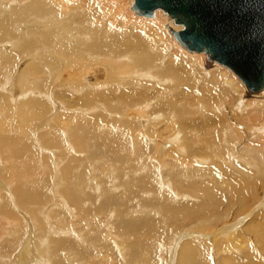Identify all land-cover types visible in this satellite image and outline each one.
<instances>
[{
    "label": "bare ground",
    "instance_id": "bare-ground-1",
    "mask_svg": "<svg viewBox=\"0 0 264 264\" xmlns=\"http://www.w3.org/2000/svg\"><path fill=\"white\" fill-rule=\"evenodd\" d=\"M129 1L0 0V192H8L0 193V264L88 263L90 256L86 251L80 252L84 245L80 242L83 236L87 239L91 234L82 235L84 233L81 231L82 236H79L68 229L61 230L62 235L54 237L53 230L69 220L59 216L62 217L65 211L68 216L88 222L94 213L105 216L108 209L116 206L114 212L109 213L108 220H104L106 232L102 233V237L109 236L115 234L111 218L116 216L122 223L127 204L136 201L134 195L140 203L143 201L144 207L138 209L148 215L146 218L150 223L149 215L162 212L166 217V212L160 208L163 204L173 209L170 217L177 219L179 223L174 221L177 226L182 220H198L199 216L195 214L199 210L204 217L203 225L214 221H218V225L228 219L231 223L224 221L226 224H222L210 239L216 242L227 235L226 245L231 241L229 235L241 238L240 231L246 225V220L251 218V230L246 232L253 235L255 246L264 255V223L261 217L264 215V100H261L264 90L253 94L252 98L255 99H245L246 86L230 70L216 62L213 69H203L207 56L203 52H189L177 43L171 30L179 31L181 26L174 25L160 9L154 12L153 17L141 16L132 10L133 0ZM127 10L134 17L127 14ZM171 36L180 47L172 42ZM3 47L12 50L7 52ZM177 48L187 52L185 54L181 50L185 56ZM179 81L186 83L184 90H189L187 94L193 92L190 89L194 82L202 81L203 87L194 100L186 104L183 102L184 94L174 91ZM131 87L137 90L155 88L154 96L145 102L131 101L126 108L120 109L119 114H113V105L118 106L119 102L112 105L110 97L117 96L120 88ZM231 104H235L233 108L229 107ZM77 106L85 110L74 109ZM235 111L241 114L238 116ZM23 115L30 117L23 120ZM111 116L113 120L108 119L109 123L103 121ZM194 116L209 119L214 116L225 124L218 142L212 141L214 137L211 136L201 145L202 136L191 127L190 120ZM234 117L244 119L246 127H242ZM91 121L93 131L100 137L96 139L84 132L94 140L93 145H88L83 141L85 138L80 141L77 134L83 131L81 123L85 125ZM131 123L136 127L132 131L125 130L124 124ZM160 124H165L167 127L164 131L171 133L166 138L171 140V146L165 140H159L156 134L149 133L150 127ZM13 133L15 136H11ZM110 141L113 143L109 144ZM144 143L149 147L147 152L142 150ZM112 145L120 146L121 153L129 157L125 162L128 170L124 178L123 171L117 165L111 167L108 158L95 160L98 154H107ZM203 149L208 151L202 152ZM30 156L36 158L31 159L32 163L23 161ZM95 163L101 164L97 166ZM93 164V174H87L91 171L88 169L86 172V166ZM22 175L27 179L24 183ZM203 179L209 183L206 188H203ZM129 180L134 184L133 188L128 187ZM217 181L227 183L224 191L231 201L219 199L216 205L220 211L224 208L223 212L210 216L198 194L200 190L209 193L212 190L209 186L220 184ZM25 184H29V188ZM51 185L59 199L53 202L57 209L53 208L55 210L42 216L41 207H45L48 191H52ZM9 190L14 192V198L9 196ZM216 192L223 197L221 192ZM107 193L112 195L110 206L92 204L108 197ZM156 198L158 201L154 200ZM179 198L200 202L175 206ZM259 199L261 202L253 207L252 204L255 205ZM245 206L251 207L252 211L245 212L247 215L243 218H237L235 207ZM181 213H185V217H178ZM135 214L134 208H131L126 217L133 218ZM46 216L55 222H50ZM257 216L260 218L258 223L254 221ZM128 221L120 225L122 234L128 235L126 239L119 236L118 239L107 237L101 241L99 236L95 237L107 252L114 245L119 254L124 252L127 257L131 255L135 244L130 234L139 232L141 227L137 230V226H143V223ZM164 221L156 224L152 221L150 228L144 223L145 229H162V224H166L168 219ZM26 227L29 229L27 238L19 249ZM33 228L37 232L32 234ZM173 232L167 233V245L175 240L173 245L177 246H173L176 251L171 264L177 261L176 264L194 263L196 258L192 257L191 249L177 252L182 240L175 230ZM162 233L165 234L166 230L158 234ZM142 236L139 234L141 238L148 237ZM145 239L148 241L142 242H145L146 248L153 253L155 249L158 250L155 256L164 255L163 239L154 236ZM195 244L201 245L198 242ZM217 246L220 244L217 243ZM242 246L243 249L247 246L245 241ZM90 248L95 249L93 242ZM99 248L101 251L102 248ZM225 249L227 252L233 250L234 254L239 251L230 246H225ZM65 250L74 253L62 255ZM219 250L226 252L224 248ZM149 252L138 253L134 264H156L151 256L148 259V254H153ZM185 253H190L192 258L188 260ZM234 254L230 259L232 263L235 262ZM40 255L45 260H40ZM128 260L132 264L130 257ZM199 262L212 264L207 258ZM229 263L228 257H223L222 264Z\"/></svg>",
    "mask_w": 264,
    "mask_h": 264
},
{
    "label": "rangeland",
    "instance_id": "rangeland-1",
    "mask_svg": "<svg viewBox=\"0 0 264 264\" xmlns=\"http://www.w3.org/2000/svg\"><path fill=\"white\" fill-rule=\"evenodd\" d=\"M117 2H123L124 0H116ZM129 1V0H128ZM130 2V1H129ZM160 12V14H161V11H159ZM126 13L127 14H129V15H131V16H133L132 15V13H130L129 12V10H127L126 11ZM161 16H162V14H161ZM134 17V16H133ZM164 17V16H163ZM166 18V17H165ZM166 21H167V19H166ZM166 32L168 33V34H170L169 33V31H167L166 30ZM170 36V35H169ZM171 38V40H173L172 42H174L175 43V45H177L178 47H180L176 42H175V40L172 38V36L170 37ZM162 41V40H161ZM11 42H13V41H11ZM11 42H7V44H12ZM173 43V44H174ZM6 44V45H7ZM174 45V46H175ZM13 46V45H12ZM178 49V48H177ZM3 50H5V51H7V50H10V48H8V47H3ZM12 50V49H11ZM10 50V51H11ZM179 50V49H178ZM182 51H183V49H181ZM181 50H179V52H180V54L181 55H183V56H185L182 52H181ZM7 52H9V51H7ZM184 53H185V51H183ZM187 53V52H186ZM185 53V54H186ZM201 58V57H200ZM201 60H202V58H201ZM98 61H100V59L98 60ZM97 61V62H98ZM203 62V61H202ZM90 63V62H89ZM89 63H84V64H89ZM92 63H95V62H92ZM213 63H215V62H212V63H210V62H207L206 61V65H204V63H203V69H213V67H214V65L215 64H213ZM205 67V68H204ZM205 69V70H206ZM224 69V68H223ZM226 70V69H225ZM229 71V70H228ZM230 72V71H229ZM228 72V73H229ZM229 74H231V73H229ZM232 75V74H231ZM233 76V75H232ZM234 77V76H233ZM185 85H186V83H183V82H181V81H179V82H177L176 84H175V86H174V88H175V90L174 91H176V92H179V93H181V94H184V100H183V102L184 103H189V102H191V101H193L194 100V98L196 97V95H197V93L201 90V88L203 87V83H202V81H197V82H194V85L192 86V88L190 89V90H192L193 92L191 93V94H187L186 93V91H189V90H184V87H185ZM13 88H14V86H13ZM120 93L117 95V96H111L110 97V103L113 105V103L114 102H119V105L118 106H114L113 105V114H119V112H120V109H124V108H126L125 106L126 105H128L129 104V102H131V101H140V102H145V101H148V100H150L151 98H153V96H154V92H155V88L154 89H148V90H137L135 87H131V88H120ZM248 96H247V95ZM253 94H256V93H253V92H250V91H247L246 90V93H245V91H244V97H245V99H247V100H249V99H255V98H252L253 97ZM261 100H264V97L263 98H261ZM63 105H65V106H67L65 103H63V102H61ZM233 104V103H232ZM230 105L229 107L230 108H233L234 107V105ZM229 108V109H230ZM74 109H79V110H85V109H83V108H79L78 106L76 107V108H74ZM127 110H130V108H127ZM235 113L236 114H238V116L241 114V113H238L237 111H235ZM74 115H76V114H74ZM127 116L129 117L130 115L129 114H127ZM30 116H24L23 115V117H22V119L23 120H25V118H29ZM210 118L211 119H209V118H201V117H199V116H194V117H192L191 118V127L192 128H194L195 130H197L198 132H199V134L202 136V138H201V145L205 142L204 140L205 139H207V138H209V137H211V136H213L214 137V139L212 140V141H214L215 143L216 142H218V140H219V138H220V136H221V134L223 133V131L225 130V124H223L222 122H219L218 120H216L215 118H214V116H210ZM235 119H237L239 122H240V124H241V126L242 127H246L245 126V121H244V119H240V118H237V117H234ZM110 121H112L113 119H112V116H111V118H107V120H103L105 123H109V120ZM19 120V119H18ZM115 120V122H119L118 120H116V119H114ZM20 121V120H19ZM97 123H99V122H97ZM18 124H19V122H18ZM125 125V130H133L135 127H136V125H134L133 123H131L130 125H127V124H124ZM86 126V127H85ZM89 126V127H88ZM81 127H82V129H81V131H82V133L80 132V133H78L77 134V132L78 131H76V134L78 135H75V136H77L78 138H80V141H82L81 140V138H85L83 141H86V144H91V145H93V143H94V140L92 141V138H88L87 137V135L86 134H89V135H91V136H95L96 137V139H98L99 137H100V135L99 134H95V132L93 131V129H92V121H91V123L90 122H88V123H85V125H84V123L82 124L81 123ZM167 126L165 125V124H160L158 127H150L149 128V133L150 134H156L157 136H158V138H159V140H165L166 141V143L167 144H169V146H171L170 144H171V140H168V139H166L169 135H171V133L169 132V131H164V129L166 128ZM84 128H85V131H84ZM179 127H177V129H178ZM89 129V130H88ZM86 134H85V133ZM176 132V131H175ZM11 136H15V134L13 133V134H11ZM85 136V137H84ZM76 138V137H75ZM78 138H76L78 141H79V139ZM33 139H34V136H33ZM88 140V141H87ZM29 141V140H28ZM212 141H210V142H212ZM111 143H113V142H111L110 141V143L109 144H111ZM129 149V148H128ZM127 149V150H128ZM96 150V148H94V151ZM127 150H126V152L125 153H127ZM142 150L144 151V152H147L148 150H149V147H146V144L144 143V146L142 147ZM204 151H208V150H205V149H203V151L202 152H204ZM45 153H47L46 152V150L44 151ZM42 153V154H45V153ZM97 152V151H96ZM152 152V151H151ZM154 152V151H153ZM124 153V154H125ZM153 154V153H152ZM28 155H29V153H28ZM143 152L141 153V157L143 158ZM39 156H41V154H40V152H39ZM98 158V159H97ZM97 158L95 159V160H106L107 158L109 159V161H110V165H111V167H113V166H115V165H117V166H119V168L123 171V175H122V178H124V176H125V173L127 172V170H128V167L127 166H125V162H126V159L127 158H129L128 157V155H123L122 153H121V148H120V146H115V145H112L111 147H110V149H109V151H108V153L107 154H105V153H100V154H98L97 155ZM31 159H36V158H34V157H32L31 158V156L30 157H26L23 161H28V163H32L31 162ZM91 161H92V159H91ZM90 162V161H89ZM92 163V162H91ZM34 164V163H33ZM97 166H99L101 163H95ZM4 165H5V167L7 166V164L6 163H4ZM40 167V166H39ZM92 167H94V164L90 167L89 165H87L86 166V172H87V170L89 169L90 171H91V173H88L87 172V174H93V168ZM23 176V175H22ZM109 177H112L113 178V176L111 175H109ZM25 177L23 176L22 177V182L24 183L25 181H27V179L25 180L24 179ZM91 178V177H90ZM231 178H233V175L231 176ZM106 182H107V180H105ZM202 181H205L204 183H203V188H206V187H208V185L207 184H209V183H206V179H203V180H201V182ZM217 182H219V181H217ZM220 184H222V185H220V184H216V185H212V186H209V188L210 189H212L209 193L211 194H209L207 191H205V190H200V192H199V194H198V197L206 204V206H205V209H208L209 211H208V215H210V216H217V214L218 213H222L223 212V210H224V208H222V210L220 211V208L216 205V202L219 200V199H221V198H223V199H226V200H230L231 201V199L229 198V196H228V193H226L225 191H224V189L227 187V183H225L224 181H222V183L221 182H219ZM127 184L129 185L128 187L129 188H133L132 186H134V184H132V182L130 183V180L127 182ZM138 184V183H137ZM137 184H135V185H137ZM131 186V187H130ZM140 186H142L143 187V184H141ZM25 187L26 188H29V184H28V186L25 184ZM22 188H24L23 186H22ZM144 188V187H143ZM142 188V189H143ZM25 189V188H24ZM24 189H22V190H24ZM50 190H52V185H51V187H50ZM215 190V191H214ZM43 191H44V187H43ZM54 190H52V191H48V195H47V197H49L48 198V200H47V204L45 203V201H44V205H45V207L44 208H42L41 207V210H42V216H45L47 213H49L51 210H55V209H57V208H55V206H54V203L53 202H56V201H59V199L56 197V195H55V193L53 192ZM137 191V190H136ZM136 191H134V192H136ZM216 191H219V192H221L222 193V196L223 197H219L218 196V194H217V192ZM5 191H1L0 193H4ZM140 192V191H139ZM141 192H145V190H141ZM12 193V194H11ZM13 191H10L9 190V196L10 197H15V195H13ZM50 193V194H49ZM5 194H8V192L6 193L5 192ZM51 195V196H50ZM107 195H109L108 197H105V198H102V199H99L98 201H96V202H94V203H92V204H102V205H104V206H110V203H112L111 202V199H110V197H112V195H111V193H107ZM246 195H247V193H245V197H246ZM55 196V197H54ZM53 197V198H52ZM134 197V200H136V201H134L133 202V204H131V205H129V204H127V208H125V210H126V216H127V214L129 213V211L131 210V208H134V210H135V213H137V214H135L134 215V217L133 218H127L126 216L123 218V221H122V223H121V221H118L117 219H116V216H115V218H111V225H112V222H113V231L115 232V234H112V235H109V236H104V237H102L104 234H102L103 232H106L105 230H104V228L106 227V224H105V221H106V219L108 220V218H109V216H110V212L111 211H113L114 212V208H116V206H113L111 209H108L107 210V212L105 213V216H100L98 213H94L93 214V218H91V221L89 220L88 222H87V220L85 219H80V218H74V217H72V216H68L66 213H64L65 211H63V215H62V217L61 216H59V218H64V217H66L67 219H69L68 221H66V222H64V223H60L61 225H59V226H57L56 228L57 229H55V230H53V231H55L54 232V234H53V236L54 237H58V234L59 235H62V231L63 230H68V229H72V231H74V233L76 234V235H81L82 234V232L84 233V234H82V235H85V234H87V233H90L91 235H89V237L87 238V239H85L84 238V236H83V238H82V242H80L81 243V245L84 243V245H83V247H81V249H80V252H84V251H86L88 254H89V256H90V261L88 262V263H86V264H129V260H128V258L130 257V259H131V262H132V264H134V261H135V259H136V256L138 255V253H139V255H140V253L141 252H147L148 250L150 251L149 253H153L152 252V250H150L149 248H146L147 246H144L145 244V242H142V241H144V240H147V239H145V238H149V236H154V238H156V239H159V240H162L163 239V244H164V246H165V253H164V255L163 254H159V255H157V256H155L154 255V253L156 252L157 253V249H155V252L153 253V254H148V259H150V258H153V259H155V263L156 264H171V259H172V256L174 255V252L176 251V249H173V246H176V245H173L174 243H175V240H173V243L172 244H170L169 243V245H167L168 244V242H169V236H167V233H171V232H173L174 230H175V232H177L178 233V235H177V237L178 238H181V240H182V244L181 245H179L180 247H178V253L179 252H184L185 250H187V249H191L192 251H191V255H192V257L193 258H196V259H194V263H190V264H202V263H200L199 261L200 260H204V258H207V260L210 262V263H212V264H222V259H223V257H228V262H230L231 264H234L235 262H236V264L238 263V264H240L239 262H242V264H264V255H262L260 252H259V250L257 249V247L255 246V239H254V237H253V235L251 234V233H247L246 231H250L251 230V225H252V223L250 224V219L251 218H249V219H247L246 220V225H244L243 227H242V230L240 231V232H242V235H240L241 236V238H234V236L232 235H229L228 237H231L230 238V242H229V245H226L227 244V241H225L226 240V237H227V235L225 236V235H223V234H221L220 236H222V237H220L219 238V240H217L216 242H211L210 241V239L213 237V234H214V232L222 225V224H226V223H228L229 221H228V219H225V220H222L218 225H217V222L218 221H214V223L212 222L211 224H209V225H203L202 224V220L204 219V217L202 216V213H200L199 211L198 212H196V214H195V216L198 214V220H196V221H188V220H182L181 222H180V225H178L177 226V224H174V221H177V219H172V217H170L171 216V214L170 213H172V211L171 210H173V209H169L168 208V205H166V204H163V205H161V209H162V211L164 212H166V217H164L163 216V213L162 212H160V214H155V216L154 215H149V218H150V221H151V223H152V221H153V223H161V220L162 221H164V219L166 220V219H168V221H166L167 223L166 224H162V229H160L159 227L157 228V226L155 227V228H157L156 229V231H152V229H151V231H149V229H145L146 228V224H147V227H151V223L149 222V219H147L146 218V216H148L147 214H144V212L143 211H140L138 208L140 207V206H142V208L144 207V205L142 204L143 203V201H141V203L137 200L138 198L136 197V195H134L133 196ZM256 197V196H255ZM264 197V196H263ZM51 198V199H50ZM115 197L113 196V199H114ZM261 199V198H260ZM258 200L256 203H255V205H253L252 204V206L254 207H257V205L259 204V202H261V200ZM142 200H145V199H142ZM155 201H158V199L156 198V199H154ZM137 201H138V203H137ZM151 201H153V200H151ZM193 202H195V203H199L200 201L199 200H193V199H191V198H187V199H180L179 198V201H177L176 203H174L175 204V206H180V205H183V204H189V203H193ZM70 203V202H69ZM136 203V204H135ZM56 204H59V203H56ZM62 204H63V202H62ZM230 204V203H229ZM238 204V203H237ZM236 204V205H237ZM49 205V206H48ZM157 204H155V207H158L159 208V206L157 205ZM135 206V207H134ZM153 206V205H152ZM231 206V205H230ZM53 208H55V209H53ZM246 208V209H245ZM251 207H235V210H234V214H235V216L238 218V217H241V218H243L245 215H247L246 213L247 212H251L252 211V209H250ZM155 209H157V208H155ZM166 209H169V210H166ZM242 209H245V210H243L242 211ZM60 210H62V209H60ZM241 210V211H240ZM109 211V212H108ZM170 211V212H169ZM139 212V213H138ZM246 212V213H245ZM256 213V212H255ZM255 213L253 214L254 216H255ZM185 215V213H181V214H178V217H185L184 215ZM241 215V216H240ZM257 215V214H256ZM108 216V217H107ZM151 216V217H150ZM169 218H168V217ZM231 216V215H230ZM259 216H261V215H259ZM30 217V216H29ZM70 217V218H69ZM261 217H263V222L262 223H264V215L262 214V216ZM47 220H49L50 218L48 217V216H46L45 217ZM135 218V219H134ZM151 218L152 219H154V220H156V221H154V220H151ZM157 218H159V219H157ZM174 218V217H173ZM236 218V219H237ZM30 219V218H29ZM75 219V220H74ZM113 219H114V221H113ZM259 219L260 218H258V216L256 217V219H254V221L255 220H257L256 222L258 223L259 222ZM51 220V219H50ZM49 220V221H50ZM73 220V221H72ZM105 220V221H104ZM116 220V221H115ZM129 220V221H128ZM130 220L132 221L133 220V222H135V223H137V224H139V223H141L140 221H142V223H143V226L141 225V226H137V230H139L140 229V227H141V229L139 230V232L137 231V233H135V232H133L132 234H130L131 235V237H132V243L134 242V252L132 251V253H130L131 255H129V257H127V255H124L125 253L123 252V253H120L119 254V252L114 248V245L113 246H111V244L109 243V245L112 247V249H110V250H108V252H107V250L106 249H104L103 247H102V243H100V242H98L97 240H96V238L98 237L101 241L102 240H104V239H107V237L109 238V239H118V237L120 236L121 238H124V239H126V237L128 236H124V234H122L123 232L121 231V228H122V226L128 221V222H130ZM135 220V221H134ZM136 220H137V222H136ZM146 220L148 221V223L146 222ZM2 220H0V222H1ZM23 221L25 222L26 220L23 218ZM30 221V224H31V226H32V221H31V219L29 220ZM172 221V222H171ZM226 222V223H223V222ZM253 221V222H254ZM50 222H55V221H50ZM73 222V223H72ZM104 222V223H103ZM114 222H116V224H117V226H118V228H117V226H116V224L114 223ZM165 222V221H164ZM216 222V223H215ZM233 222V221H232ZM255 222V223H256ZM80 223V224H79ZM124 223V224H123ZM144 223H146V224H144ZM150 223V226L148 225ZM177 223H179L178 221H177ZM229 223H231V222H229ZM74 224V225H73ZM82 224H83V226H82ZM85 224V225H84ZM87 224H88V226H89V229H88V226H87ZM91 224V225H90ZM92 224H94V225H92ZM174 224V225H173ZM200 224V225H199ZM72 225V226H71ZM103 225V226H102ZM120 225H122V226H120ZM177 226V229L178 230H176V226ZM199 225V226H198ZM97 226H101V228H97ZM174 226H175V228H174ZM59 227V228H58ZM92 227V228H91ZM119 227H120V229H119ZM138 227H139V229H138ZM161 227V226H160ZM91 228V229H90ZM34 229V228H33ZM95 229V230H94ZM160 229V230H159ZM250 229V230H249ZM29 230V229H28ZM28 230H27V227H26V230H25V232L23 233V235H22V240L20 241V245H19V249L21 248V245L23 244L24 245V240L27 238L26 236H27V234H28ZM62 230V231H61ZM117 230V231H116ZM159 230V231H158ZM163 230H166V233L164 234V233H162V234H158V233H161ZM35 229L32 231V234L33 233H35ZM82 231V232H81ZM85 231V232H84ZM91 231V232H90ZM94 232V234H93V232ZM98 231V232H97ZM142 231H144V233L142 232ZM37 232V231H36ZM117 232H118V234H117ZM185 232V233H184ZM57 233V234H56ZM99 233V234H98ZM135 233V234H134ZM174 233V232H173ZM138 234V235H137ZM139 234L141 235H143L142 237H145V236H148V237H145V238H141V237H139ZM217 234V233H216ZM249 234H251L252 235V237L249 235ZM81 235V236H82ZM134 235H136V236H134ZM190 235H192V237H190ZM195 235H201V237H203L204 235H206L207 237H205V238H199V237H196ZM36 236V235H35ZM123 236V237H122ZM156 236V237H155ZM225 236V237H224ZM243 236V237H242ZM96 237V238H95ZM101 237V238H100ZM138 237V239H140L141 238V240H137L136 238ZM158 237H161V238H158ZM182 237H187V238H182ZM71 238H74V236H71ZM166 238H167V240H166ZM206 238H208V239H206ZM243 238V239H242ZM76 239V238H75ZM170 239H172V237H170ZM224 239V240H223ZM87 240V241H86ZM252 240H254V241H252ZM76 241H77V239H76ZM85 241V242H84ZM93 242V244L95 245V251H96V253H95V251L93 250V249H91L90 247H91V245H92V242ZM148 241V240H147ZM219 241V242H218ZM224 242V243H222V242ZM233 241V242H232ZM243 241H245L246 242V247L243 249V248H241V247H243L242 246V244H243ZM78 242V241H77ZM196 242H198V243H200L201 245H196V246H194V243H196ZM238 242V243H237ZM79 243V244H80ZM113 243H115L114 241H113ZM217 243L218 244H220V246H217ZM99 244H101V245H99ZM115 245H117L118 246V244L117 243H115ZM136 245H138V247L136 246ZM140 245V246H139ZM172 245V246H171ZM183 245L185 246L184 247V249H182V247H183ZM240 245V246H239ZM40 246V245H39ZM88 246H89V248H88ZM141 246H143L142 248H141ZM225 246H227V247H229L230 246V248H233V247H235L236 249L235 250H239L238 251V254H234V251L232 250V251H228L227 252V250L225 249ZM99 247H101L102 249H101V251H100V248ZM140 247V248H139ZM171 249H170V248ZM177 247V246H176ZM198 247V248H197ZM146 248V249H145ZM222 249V248H224V250L223 251H225L226 250V252H220V250L219 249ZM142 249V250H141ZM169 249V250H168ZM241 249H242V251H241ZM114 250V251H113ZM140 250V251H139ZM146 250V251H145ZM174 250V251H173ZM14 251V250H13ZM136 252V253H135ZM172 252H173V254H172ZM214 252V253H213ZM65 253V254H64ZM64 253H61L62 255H69V254H73L74 252L73 251H71V250H65V252ZM127 253V252H126ZM225 254H227V255H225ZM233 254H234V257H235V262H231V260L230 259H232L233 257ZM35 255V253L32 255V256H34ZM60 255V254H59ZM62 255H60V256H62ZM100 255V256H99ZM104 255V256H103ZM105 255H107V256H105ZM119 255V256H118ZM122 255V256H121ZM160 255H161V257H160ZM162 255H163V257H162ZM185 255H187V257H188V260L190 259V258H192L191 257V255H190V253L188 254V253H185ZM239 255V256H238ZM43 255H40V256H38V258L40 259V260H45V257H42ZM102 256H103V259L101 260V258H102ZM109 256V257H108ZM135 256V257H134ZM151 256V257H150ZM93 257V258H92ZM105 257H106V260H105ZM118 257H119V259H118ZM150 257V258H149ZM100 258V259H99ZM161 258H163V260L161 259ZM94 259H97V260H94ZM111 259V260H110ZM116 259V260H115ZM93 260V261H92ZM115 260V261H114ZM118 260V261H117ZM173 260V259H172ZM193 260V259H192ZM96 262H98V263H96ZM178 262V261H177ZM176 262V263H177ZM71 262H69V263H67V261H65V264H70ZM172 263H174V261L172 262ZM175 263V264H176ZM229 263V264H230ZM79 264H81V263H79Z\"/></svg>",
    "mask_w": 264,
    "mask_h": 264
},
{
    "label": "water",
    "instance_id": "water-1",
    "mask_svg": "<svg viewBox=\"0 0 264 264\" xmlns=\"http://www.w3.org/2000/svg\"><path fill=\"white\" fill-rule=\"evenodd\" d=\"M132 10H162L177 43L230 70L250 92L264 90V0H133Z\"/></svg>",
    "mask_w": 264,
    "mask_h": 264
}]
</instances>
